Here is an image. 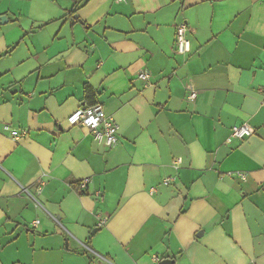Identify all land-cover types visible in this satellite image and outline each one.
I'll use <instances>...</instances> for the list:
<instances>
[{
    "label": "crops",
    "instance_id": "crops-1",
    "mask_svg": "<svg viewBox=\"0 0 264 264\" xmlns=\"http://www.w3.org/2000/svg\"><path fill=\"white\" fill-rule=\"evenodd\" d=\"M75 1L0 0V264H264V0Z\"/></svg>",
    "mask_w": 264,
    "mask_h": 264
},
{
    "label": "built area",
    "instance_id": "built-area-1",
    "mask_svg": "<svg viewBox=\"0 0 264 264\" xmlns=\"http://www.w3.org/2000/svg\"><path fill=\"white\" fill-rule=\"evenodd\" d=\"M188 27L185 23H181L177 26L176 29V51L180 54H188L191 52V41L187 36ZM139 77L145 80L150 78V73L147 71H142L139 74ZM197 96V91L190 87L188 98L194 100ZM68 121L71 125H83L87 127L95 136L96 140L100 143H103L109 147L115 145L118 142V124L112 116L106 114L102 104H91L83 105L79 107L70 117ZM5 129L10 130L11 137L19 140L20 138L27 135V131H18L12 129L10 126L6 125ZM254 133V129L247 123L235 125L232 128L231 138H244L250 136ZM232 174V173H231ZM235 175L239 174L242 177L245 175L241 172L234 173ZM175 177H167L164 179V184H170ZM89 179H85L79 183V189L83 190ZM154 190H152L153 192ZM39 221L37 220L36 223ZM104 224V220L100 222V225Z\"/></svg>",
    "mask_w": 264,
    "mask_h": 264
},
{
    "label": "trees",
    "instance_id": "trees-1",
    "mask_svg": "<svg viewBox=\"0 0 264 264\" xmlns=\"http://www.w3.org/2000/svg\"><path fill=\"white\" fill-rule=\"evenodd\" d=\"M81 2H82V0H76L72 9L69 11V14H71V15L76 14ZM85 91H86L87 96H90L93 93V90L89 86H86Z\"/></svg>",
    "mask_w": 264,
    "mask_h": 264
},
{
    "label": "water",
    "instance_id": "water-1",
    "mask_svg": "<svg viewBox=\"0 0 264 264\" xmlns=\"http://www.w3.org/2000/svg\"><path fill=\"white\" fill-rule=\"evenodd\" d=\"M8 21V18L6 15H0V24L5 23ZM173 259H163L160 264H174Z\"/></svg>",
    "mask_w": 264,
    "mask_h": 264
}]
</instances>
